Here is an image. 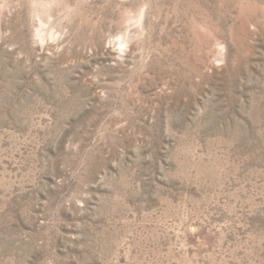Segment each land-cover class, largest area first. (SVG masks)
<instances>
[{"label":"rangeland","instance_id":"rangeland-1","mask_svg":"<svg viewBox=\"0 0 264 264\" xmlns=\"http://www.w3.org/2000/svg\"><path fill=\"white\" fill-rule=\"evenodd\" d=\"M0 264H264V0H0Z\"/></svg>","mask_w":264,"mask_h":264}]
</instances>
